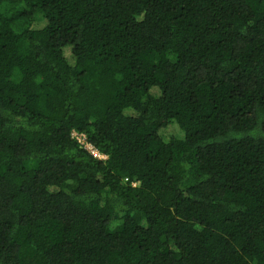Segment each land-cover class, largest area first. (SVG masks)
<instances>
[{
	"label": "trees",
	"instance_id": "trees-1",
	"mask_svg": "<svg viewBox=\"0 0 264 264\" xmlns=\"http://www.w3.org/2000/svg\"><path fill=\"white\" fill-rule=\"evenodd\" d=\"M0 264H264V0H0Z\"/></svg>",
	"mask_w": 264,
	"mask_h": 264
},
{
	"label": "built area",
	"instance_id": "built-area-1",
	"mask_svg": "<svg viewBox=\"0 0 264 264\" xmlns=\"http://www.w3.org/2000/svg\"><path fill=\"white\" fill-rule=\"evenodd\" d=\"M75 137L78 138L79 142L81 143L82 147L88 150L91 155L99 160L107 159L106 156L100 154L97 149H95L91 144L87 143L85 137L83 135L75 134Z\"/></svg>",
	"mask_w": 264,
	"mask_h": 264
},
{
	"label": "rangeland",
	"instance_id": "rangeland-1",
	"mask_svg": "<svg viewBox=\"0 0 264 264\" xmlns=\"http://www.w3.org/2000/svg\"><path fill=\"white\" fill-rule=\"evenodd\" d=\"M39 17H41V16H39ZM40 22H42V21H39L38 27L39 26H41V27L44 26V22H42V23H40ZM69 54H70V52H69V50H67L66 51V55L69 56ZM168 133L171 134V135H175V136H181L180 130L178 129V127H175V126L171 127V129L168 131Z\"/></svg>",
	"mask_w": 264,
	"mask_h": 264
}]
</instances>
